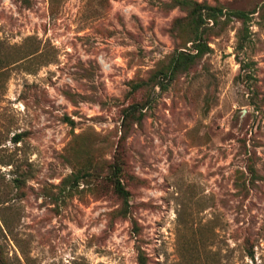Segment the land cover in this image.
<instances>
[{
	"label": "rangeland",
	"instance_id": "1",
	"mask_svg": "<svg viewBox=\"0 0 264 264\" xmlns=\"http://www.w3.org/2000/svg\"><path fill=\"white\" fill-rule=\"evenodd\" d=\"M199 1L248 28L131 95L191 48L174 0H0V264H264V0Z\"/></svg>",
	"mask_w": 264,
	"mask_h": 264
},
{
	"label": "trees",
	"instance_id": "2",
	"mask_svg": "<svg viewBox=\"0 0 264 264\" xmlns=\"http://www.w3.org/2000/svg\"><path fill=\"white\" fill-rule=\"evenodd\" d=\"M176 5L182 7L187 12V15L183 18L176 20V27L178 31L187 28L191 34V48L187 49H176L167 64L157 68L148 79L140 80L132 83V89L130 90L131 95H135L140 91L152 88L154 91L157 88L166 90L171 83L177 78L179 74L189 71L198 61L199 58L203 57L209 50L210 46L207 41V34L210 27V23L213 22V26L219 25L220 23H227L229 20L236 18L240 20L244 25V30L248 28L249 21L251 19L250 13L245 10H231L225 11V8L218 4H210L206 1L199 0H174ZM226 16L224 20L223 17ZM210 27V28H209ZM247 36L245 33L238 36V49L242 50L245 47ZM246 66V64L242 65ZM248 75V74H247ZM248 77H251L250 75ZM143 101L133 100L124 109V126L140 121L144 115L143 109L145 107ZM125 133L122 138H125ZM23 137L22 133H18L14 136V141L19 142ZM250 171L255 173L253 168ZM125 163L123 158L117 154L114 162L111 163L110 173L108 179L112 184L114 192L124 199L125 203H129L130 191L127 188L124 181ZM75 181L78 182V176H75ZM253 257L254 253L250 252ZM141 263L143 264V258L141 257Z\"/></svg>",
	"mask_w": 264,
	"mask_h": 264
}]
</instances>
